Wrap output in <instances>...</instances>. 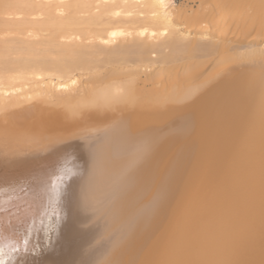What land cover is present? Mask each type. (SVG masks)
<instances>
[{
  "label": "bare ground",
  "instance_id": "bare-ground-1",
  "mask_svg": "<svg viewBox=\"0 0 264 264\" xmlns=\"http://www.w3.org/2000/svg\"><path fill=\"white\" fill-rule=\"evenodd\" d=\"M0 264H264V0H0Z\"/></svg>",
  "mask_w": 264,
  "mask_h": 264
},
{
  "label": "rangeland",
  "instance_id": "rangeland-1",
  "mask_svg": "<svg viewBox=\"0 0 264 264\" xmlns=\"http://www.w3.org/2000/svg\"><path fill=\"white\" fill-rule=\"evenodd\" d=\"M175 2H176V3H179V2H180V0H175Z\"/></svg>",
  "mask_w": 264,
  "mask_h": 264
}]
</instances>
